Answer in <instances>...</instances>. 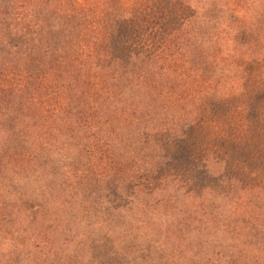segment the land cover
<instances>
[{"label":"trees","instance_id":"16d2710c","mask_svg":"<svg viewBox=\"0 0 264 264\" xmlns=\"http://www.w3.org/2000/svg\"><path fill=\"white\" fill-rule=\"evenodd\" d=\"M253 1L0 0V264H264V99L208 83Z\"/></svg>","mask_w":264,"mask_h":264},{"label":"rangeland","instance_id":"374dc122","mask_svg":"<svg viewBox=\"0 0 264 264\" xmlns=\"http://www.w3.org/2000/svg\"><path fill=\"white\" fill-rule=\"evenodd\" d=\"M245 6H246V9H243L242 7L239 8L240 14L245 13L246 16H252L254 14V11L261 10V9H263L264 11V0H255L253 2L248 3ZM253 18L257 19L259 18V16L257 17L255 16ZM221 32L223 31L221 30L216 31V33H221ZM192 34H196V32ZM223 35H226V34H216L215 38H217V36H223ZM260 36H261L260 40L262 41L261 45L255 46V48L252 46L255 52H257L259 55L258 61L256 63H251V64L242 63L241 66H235L234 64H232L231 66H227L226 67L227 71L224 73V76H222L219 68H217L218 70L214 69L212 72H210L211 75L209 77L208 83L213 82L217 84L216 87H218L219 90H221L222 96L224 97V99H230L229 101L233 102V98H236L234 99V101L237 102V104L233 105V109L230 114L231 116H236L240 118L242 114L248 110L247 100L251 94L258 96L260 99H264V95L259 96L260 94L264 93V34H260ZM215 44L216 42L212 43V45H215ZM256 47L258 49H256ZM241 50H242V47H239L237 56L240 55ZM221 51L222 52H219L217 54L218 56H225L226 54H232L235 52V51L232 52V49L227 48V47L226 48L222 47ZM241 57H238V62L241 61ZM230 58L233 60L235 56H232ZM201 79H202V76H201ZM188 82L191 84H196L193 82V79ZM246 85L249 87H247ZM229 92H232L233 94L236 93V94L232 96L231 98H229L227 97ZM207 99L208 97H206V95H202L198 99V103L200 104V106L198 107V110H200L203 114L206 109L205 106H206ZM262 103H264V100ZM205 112L207 114V111ZM262 115H263L262 116L263 119L261 118V115H260V118H261V121L263 122L262 126L264 127V110H263ZM224 121L225 120H223L222 122L220 121V122L225 128L226 125L223 124ZM202 126L203 127L208 126L209 130H211V133L214 130H216V128L212 129L211 124L206 123V121L203 122ZM261 145H264V144H261ZM246 162L247 161H244V162L237 161L238 165L235 166V169L237 171L236 173H233L235 175L234 177L238 179L236 180L238 181V183H236V187L234 188V191L237 192V195L241 196L242 199L252 193L251 191H249L250 189H253L254 190L253 192L255 193L259 189L263 190V187L261 184H259V181H264V167L262 165H258V162H255V165H252V167H257V170L251 171L246 166H243V164ZM255 185L256 187H253ZM250 197H253V196H250Z\"/></svg>","mask_w":264,"mask_h":264}]
</instances>
